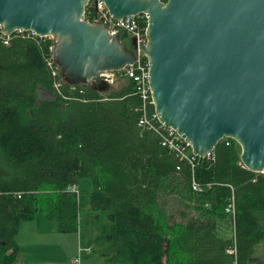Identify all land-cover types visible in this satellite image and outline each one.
Wrapping results in <instances>:
<instances>
[{
  "label": "trees",
  "instance_id": "obj_1",
  "mask_svg": "<svg viewBox=\"0 0 264 264\" xmlns=\"http://www.w3.org/2000/svg\"><path fill=\"white\" fill-rule=\"evenodd\" d=\"M51 46L0 34V264L20 262L22 224L39 213L60 234L79 233L83 179L90 211L108 213L89 248L109 264H250L264 242V174L244 166L240 145L225 138L211 158L181 160L140 125L145 115L160 123L133 81L72 86L54 75Z\"/></svg>",
  "mask_w": 264,
  "mask_h": 264
},
{
  "label": "water",
  "instance_id": "obj_2",
  "mask_svg": "<svg viewBox=\"0 0 264 264\" xmlns=\"http://www.w3.org/2000/svg\"><path fill=\"white\" fill-rule=\"evenodd\" d=\"M89 0H0V28L11 37H52L54 62L72 86L101 85L100 73L137 61L134 50L84 20ZM116 20L145 14L149 82L158 120L197 157L225 138L244 166L264 174V0H104ZM132 46L136 41L132 40Z\"/></svg>",
  "mask_w": 264,
  "mask_h": 264
},
{
  "label": "rangeland",
  "instance_id": "obj_3",
  "mask_svg": "<svg viewBox=\"0 0 264 264\" xmlns=\"http://www.w3.org/2000/svg\"><path fill=\"white\" fill-rule=\"evenodd\" d=\"M124 42L132 46V38L125 37ZM61 70H57L60 73ZM124 78L108 85L111 91L118 90ZM50 96L42 94L40 98ZM93 185L90 179L80 180L77 191L80 202V230L78 234H60L55 223L46 220L43 213H39L36 220L22 224L21 235L17 238L21 244L22 255L18 264H73L80 256L81 264H109L100 255L83 251L79 255V248H88L89 240L97 230L108 223L107 214L101 213L99 219L90 211L91 193ZM257 217L264 225V214L257 213ZM231 224L221 228L223 236H231ZM250 264H264V242L255 248V254Z\"/></svg>",
  "mask_w": 264,
  "mask_h": 264
},
{
  "label": "built area",
  "instance_id": "obj_4",
  "mask_svg": "<svg viewBox=\"0 0 264 264\" xmlns=\"http://www.w3.org/2000/svg\"><path fill=\"white\" fill-rule=\"evenodd\" d=\"M88 7L86 12L84 13V20L90 24L101 25L105 27L108 32L113 36H118L121 41L124 42L125 37H131L132 40L136 41V46H133L134 51L137 55V61L135 64L117 72H104L100 73V77L102 78V82L108 85L114 84L119 79H130L134 82L136 87V94L139 96L143 103V107H147L148 104L153 103L152 98V90L149 82V61L145 56H138L140 45H146L148 42L147 39V29H148V17L145 14H140L134 16L132 20L129 18H124L120 20H116L113 15L110 14L104 0H89ZM17 33H28L35 35L32 32H17ZM0 34H4L3 31H0ZM6 36V35H5ZM44 40H49L52 42V46L50 47L51 53H53L55 40L52 37H39ZM54 60L51 57V61L49 62L50 67H53ZM54 75H58L54 70ZM61 86L60 83L56 85L58 89ZM152 119L158 120V116L155 113L152 115ZM159 121V120H158ZM160 125H155L147 115H145L140 122V125L147 126L150 130L155 131L160 135L163 146L168 147L171 151L177 153L181 160L189 161L194 166V161L198 159H204V157H197L194 154V157L187 152L189 144L186 140L179 135L175 130L169 127H166L159 121ZM213 154V153H212ZM211 154V155H212ZM211 155L209 156L211 158ZM206 157V158H209ZM194 189L199 192L200 187L196 183L193 185ZM227 210H232L234 213V204H230ZM91 253V248H79V255L83 252ZM73 264H81V258L78 256Z\"/></svg>",
  "mask_w": 264,
  "mask_h": 264
},
{
  "label": "crops",
  "instance_id": "obj_5",
  "mask_svg": "<svg viewBox=\"0 0 264 264\" xmlns=\"http://www.w3.org/2000/svg\"><path fill=\"white\" fill-rule=\"evenodd\" d=\"M21 235V232H20V234L18 235V237ZM20 244V243H19ZM20 246H21V244H20ZM21 250H22V248H21Z\"/></svg>",
  "mask_w": 264,
  "mask_h": 264
},
{
  "label": "flooded vegetation",
  "instance_id": "obj_6",
  "mask_svg": "<svg viewBox=\"0 0 264 264\" xmlns=\"http://www.w3.org/2000/svg\"><path fill=\"white\" fill-rule=\"evenodd\" d=\"M130 46V45H129ZM131 47H133V46H131Z\"/></svg>",
  "mask_w": 264,
  "mask_h": 264
}]
</instances>
